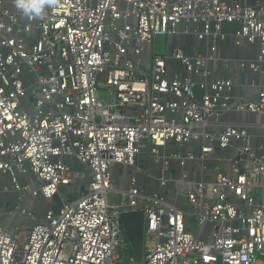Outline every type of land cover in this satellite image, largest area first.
I'll use <instances>...</instances> for the list:
<instances>
[{"label": "built area", "instance_id": "built-area-1", "mask_svg": "<svg viewBox=\"0 0 264 264\" xmlns=\"http://www.w3.org/2000/svg\"><path fill=\"white\" fill-rule=\"evenodd\" d=\"M225 24L239 26L238 46L259 43L257 59L239 60L256 74L249 83L261 86L256 100L233 102L230 78L208 80L209 64L227 69L231 62L218 48ZM158 36L199 40L192 52L178 45L171 54L191 77L155 53ZM262 64L264 0L254 6L234 0H59L32 19L14 0H0V176L10 179L0 180V192L53 198L85 178L73 171L74 163L91 178L78 199L39 221L19 206L18 214L33 225L23 228V242L19 229L0 225V264H258L264 257V202L257 200L264 196V154H257L245 131L228 126L209 132L206 123L233 106L261 116L264 128ZM200 138L208 144L199 157L174 153L163 160L156 148L151 156L163 160L161 187L183 182L198 224H212L207 240L186 228L184 212L161 193H147L135 176L119 190L112 174L116 164L136 166L150 145L165 150L170 140L185 145ZM234 139L242 145L229 160V173H217L212 183L169 172L170 162L184 168ZM110 194L121 202H109ZM131 212L143 214L140 259L122 223Z\"/></svg>", "mask_w": 264, "mask_h": 264}, {"label": "crops", "instance_id": "crops-1", "mask_svg": "<svg viewBox=\"0 0 264 264\" xmlns=\"http://www.w3.org/2000/svg\"><path fill=\"white\" fill-rule=\"evenodd\" d=\"M234 1L239 2L243 5H248V6H254L256 4V0H234ZM225 31H226L225 32L226 37L224 40L218 41V48H219V53L221 54V58L231 60L230 65H229L230 68L228 67L227 69H225L224 66L209 64L208 68L210 70V74H209L208 80L212 81L216 78H220L227 71L229 78L235 84L234 89L230 93L231 98L233 102H237L239 100L246 99V92L244 91V86H247V89H250L251 88L250 82L252 81L250 80L251 74L246 72L247 67H244V68L241 67L239 65V60H242V59L255 60L257 59L258 51H257V48L249 46L245 44L243 41L238 46V44H236L235 42V38L233 35L234 32L231 26L226 27ZM181 40H183V42ZM198 41L192 36H189V37L180 36L178 38L179 45L182 46L186 52H188V49L190 50L191 45H195V44L198 45L199 44ZM147 51L150 54L149 48L146 50V52ZM261 66L264 68V64H262ZM172 67L177 68L175 65H173ZM179 71H180V75H182L183 68L182 70L179 69ZM170 73L173 75V71ZM256 87H258L257 92H259L261 86L258 85ZM202 94L203 92L201 91V89L197 87V89L195 90L196 98L200 99ZM261 120H262V117L257 116V121L259 124ZM216 123H215V120H213V122L210 121L209 123H206L207 130H209V132H215V131L221 132L222 125L220 123H217V124ZM258 126L259 128H261V125H258ZM261 138L262 136L260 134L259 135L254 134V136L251 137V142L255 150H258V152L264 150V145H262L260 142ZM207 144L208 142L203 140L202 138L198 140H192L188 144H185L187 146L184 148L185 151L183 154L185 155L189 152H192L196 155L197 154L199 155L201 148ZM240 145H242V141L235 140V139L232 140L230 142V145L225 149L219 148L216 145H214L215 150L212 153H210L204 160L195 159L192 161H188L184 168H181L180 165L176 161H172L169 164V168L174 174V176H176L177 178L182 179L183 176L185 175L187 176V179L189 180L204 181L210 184L215 180L217 173H226V174L229 173V160L231 159V157H233L235 153V149ZM168 147L169 145L167 146V148ZM167 148L161 151L163 155H167V152H166ZM151 159H152L151 152L148 151V148H147L146 150L141 151V153L138 156L136 166H134L132 170L124 166H121V165L113 166L112 170L114 168L116 170H119L120 172L119 174L121 176V182L122 183L125 182L124 186L128 184V181L130 180L131 177L135 176L138 180V183L141 189H143L147 193H151V194L156 193V192L161 193L169 204L175 207H178L184 212L186 228L190 232H192L197 238L207 240L210 237L212 224L208 222L205 223L203 226H200L198 224L197 215L194 213V209L192 208L189 201L187 200V197L185 196L184 183L182 182V183L175 184L173 182H169L166 186L161 187L160 181H159L161 164L156 163L155 161H152ZM113 180H115L114 177H113ZM155 180L157 181L156 183L159 189L158 187H156L157 185L155 186V182H154ZM114 185L117 187V189H119L116 184ZM128 187L129 185H127V188ZM127 188H122L121 190H124ZM11 195H12V198L7 199L4 196V193L0 192V210H1V215L4 217L6 214L9 213V210H11L12 207H14V205L20 204V203L24 204L25 200L28 199L27 196L15 197L14 196L15 193H11ZM12 199L14 200L15 203L12 202ZM257 200L258 202H264V196H262L261 194H258ZM34 202L35 201L33 200L32 203ZM31 225H32V221L25 218L22 221H16L13 219L5 220L2 226L10 227L11 230H16V229L21 230ZM258 264H264V257H259Z\"/></svg>", "mask_w": 264, "mask_h": 264}, {"label": "water", "instance_id": "water-1", "mask_svg": "<svg viewBox=\"0 0 264 264\" xmlns=\"http://www.w3.org/2000/svg\"><path fill=\"white\" fill-rule=\"evenodd\" d=\"M230 26L233 28V32H234L233 35H235L236 32L239 30V26L237 24H232V25L225 24V25H223V29L221 30V33H225L226 27H230ZM179 37L180 36H173V37L167 38L169 40V44H168L167 53L164 56H166L167 66L170 69L172 68L173 64H176L177 62L180 64L179 61H176V60L171 58V54L173 52L174 47L179 45V42H178V38ZM252 47L257 48V51H258L259 43L258 42L255 43L254 45H252ZM257 54H258V52H257ZM148 57H149V53L147 51L146 55H145V58L148 59ZM224 71H225V69H224ZM23 72L25 73L26 70L23 71ZM182 72H183L182 73V77L183 78L192 76V74L190 72H187V71H182ZM246 72H248L249 74H254L249 68L246 69ZM254 75H255L254 78L256 79V74H254ZM222 77L224 79H226V80L229 79V75L227 74V71L224 73V75ZM196 89H197V87L194 89V91ZM256 94H257L256 87H251L250 89H247L245 102L248 101V100H250V101L256 100V97H255ZM19 107L22 108L24 111L28 112V110L26 109V107L23 104H21ZM215 118H217L216 122L220 123L222 125L221 126L222 127L221 133L223 131H225L228 126H231V127L235 128L239 133L242 132V131H245L247 139L253 137L254 134L255 135H259L260 134L262 136L260 142H261L262 145H264V128L263 127L259 128V126H258L259 123L257 121V115H255L253 113H250V112H238L232 106L230 109H228L226 111H221L219 113V115H217ZM168 145L169 146L172 145L175 148V150L172 151L170 154H167L166 156H169V155L174 154V153H181L180 151L177 152V148H183V147L187 146V145H183V146L179 145V144L175 143L173 140H170L168 142ZM153 148H156L157 150H159V153H160L162 159L165 160V157H163L162 156L163 154L161 153L163 148L162 147H155L153 145H150V146H148V151L151 152V150ZM256 152H257L258 155H263L264 154V150H262L260 152H258V150H256ZM182 155H184V154H182ZM199 155L197 154V157H199ZM151 160L155 161L153 158ZM163 160L161 161L160 164H162ZM114 166H120V165L116 164ZM124 167H126V168H128L130 170H132L134 168V167H127V166H124ZM72 169L75 172H83L85 174V178L84 179H79V180H77V182L74 185L68 186V187L76 188V190L78 192V195L75 198L70 197V198L67 199L63 195L62 191H60V194H58V195H56V196H54L53 198H50V199H45L42 196H39L37 198L27 197L28 199L25 200L24 204L20 203V204L14 205V207H12V209L9 210V213L6 214L5 217L1 215V210H0V225L1 226L3 225V221L6 218H9L10 214H18V209L17 208L19 206L26 208L30 213H32V209L27 206V201L28 200H30V201L38 200V201L42 202L43 206L45 205L44 206V211L45 212L42 213V215H40V217H37V221H39V220H41L42 218L45 217L46 213L49 210L53 211L54 213H57L60 210V208L62 207L63 203L72 202V201L78 199L80 197V195L82 194V192L84 191L86 184H88L91 181V178L89 177V170L86 169L84 166L78 164V163H74L72 165ZM169 172H172L170 170V168H169ZM23 179L24 178L21 177V181H23ZM0 180H3V181L5 180L8 183L10 182V179L7 176H0ZM154 182L156 184L157 181L155 180ZM68 187H64V188H68ZM14 196L15 197H19L20 194L19 193H15ZM48 200H51V207L47 209L46 208V203H47ZM19 217L20 218H17L15 216V220L22 221V220L25 219V217H23V216L19 215ZM122 223H123V227H124V230H125L126 238L130 242V244H131V246L133 248L135 256L138 259H140V257H141V247H142L141 241H142L143 214L141 212L128 213V214L123 216ZM31 226H29V227H31ZM29 227H26V228H29ZM5 228L8 229V230H11L10 227H5Z\"/></svg>", "mask_w": 264, "mask_h": 264}, {"label": "rangeland", "instance_id": "rangeland-1", "mask_svg": "<svg viewBox=\"0 0 264 264\" xmlns=\"http://www.w3.org/2000/svg\"><path fill=\"white\" fill-rule=\"evenodd\" d=\"M182 42H183V40H181ZM168 44H169V40L165 37V36H158L157 38H156V40H155V53L157 54V55H161V56H164L166 53H167V50H168ZM188 51L189 52H192V50L190 49H188ZM173 65H175L178 69H182L183 68V66L182 65H180L178 62L176 63V64H173ZM255 76H254V74H251V79L252 78H254ZM250 79V80H251ZM244 91L245 92H247V86H244ZM256 91H258V87H256ZM100 97L102 98V99H104L106 102H110V98H109V96L105 93V92H102V91H100ZM184 148L185 147H183V148H177V152H181L182 154L184 153ZM175 150V148L172 146V145H170L168 148H167V150H166V152H167V154H170L172 151H174ZM120 172H119V170H116L115 168L112 170V174H113V177H114V179L115 180H113V183L114 184H116L117 186H118V188H119V190H121L122 188H127V185L126 186H124V183H122L121 182V176H120V174H119ZM129 178V177H128ZM157 185V183L155 184V186ZM156 187H158V185L156 186ZM158 189H159V187H158ZM182 189V188H181ZM62 192H63V195L68 199V198H70V197H73V198H75L77 195H78V192H77V190H76V188H73V187H68V188H62V190H61ZM182 191V190H181ZM4 196L7 198V199H11L12 198V195H11V193H8V194H4ZM121 202V197L120 196H118V197H115L113 194H110L109 195V202ZM12 202L13 203H15L14 202V200L12 199ZM33 201H30V200H28L27 201V205L29 206V207H31V209H32V214L35 216V217H40V215H42V213H44L45 211H44V206H43V204H42V202L41 201H35L34 203H32ZM51 207V200H48L47 201V203H46V208L48 209V208H50ZM15 216L17 217V218H20L19 217V215L18 214H10L9 215V218H6L5 220H15ZM4 220V221H5ZM4 221H3V223H4ZM17 221V220H16ZM25 234H26V231L24 230V229H21L20 230V234H19V240L21 241V242H23L24 241V239H25ZM146 246H148L149 247V243H146Z\"/></svg>", "mask_w": 264, "mask_h": 264}, {"label": "clouds", "instance_id": "clouds-1", "mask_svg": "<svg viewBox=\"0 0 264 264\" xmlns=\"http://www.w3.org/2000/svg\"><path fill=\"white\" fill-rule=\"evenodd\" d=\"M58 2L59 0H14L17 10L29 19L42 17L46 6L51 7Z\"/></svg>", "mask_w": 264, "mask_h": 264}, {"label": "flooded vegetation", "instance_id": "flooded-vegetation-1", "mask_svg": "<svg viewBox=\"0 0 264 264\" xmlns=\"http://www.w3.org/2000/svg\"><path fill=\"white\" fill-rule=\"evenodd\" d=\"M130 181V180H129ZM129 181H128V185H129Z\"/></svg>", "mask_w": 264, "mask_h": 264}]
</instances>
